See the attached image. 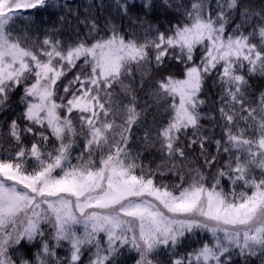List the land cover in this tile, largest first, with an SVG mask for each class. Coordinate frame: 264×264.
I'll return each instance as SVG.
<instances>
[{
	"label": "snow or ice",
	"instance_id": "obj_1",
	"mask_svg": "<svg viewBox=\"0 0 264 264\" xmlns=\"http://www.w3.org/2000/svg\"><path fill=\"white\" fill-rule=\"evenodd\" d=\"M254 79L264 0H0V264H264Z\"/></svg>",
	"mask_w": 264,
	"mask_h": 264
},
{
	"label": "trees",
	"instance_id": "obj_2",
	"mask_svg": "<svg viewBox=\"0 0 264 264\" xmlns=\"http://www.w3.org/2000/svg\"><path fill=\"white\" fill-rule=\"evenodd\" d=\"M76 3H80L82 2V0H75ZM26 15H31L33 20L35 21V26L36 27H40L41 29H43L44 27H46L48 24H50V22L52 20L55 19V15L54 14H51V10H44V9H38V10H27V12L25 13ZM199 57H200V52L197 51L196 53V60L198 61L199 60ZM171 72H174L175 74H177L178 76L181 74L182 72V66L177 64L176 62H171V66H170V69H169ZM75 71L77 70H73L72 72H69L67 74V78L64 80V83H67L68 80L72 79V76L75 74ZM215 79V76L209 78L205 84V90H204V93L202 94L204 96V98H206L209 103L203 108V111L205 112H213L215 111V106L211 103L212 100L216 99V93L218 92V89L213 85V80ZM252 84H253V87L254 89L258 92L261 88H264V80H259V79H254L252 81ZM118 90V89H117ZM19 95H20V92L18 91L16 93V95L13 96V100H18L19 98ZM21 111L20 108H17L16 109V112H19ZM152 118V114L150 113L149 114V119L151 120ZM2 119V118H0ZM10 119V117H9ZM156 119L157 120H162L163 117H161L160 115H156ZM202 123L205 125V127L209 130H212L213 129V125L211 123V121L209 120H204L202 121ZM138 131L137 129L134 128V132ZM219 128H215V133L218 137L219 135ZM140 135H142V132L139 133ZM191 133H189L190 135ZM24 143L26 145H29L30 146V143H31V140L30 139H25ZM135 146V145H133ZM8 147V142H7V137L4 136L2 141H0V159H3V158H7L6 157V154H5V148ZM51 146H49L50 148ZM80 151V148L77 147L74 151H73V156L75 157L78 152ZM209 151L211 152H214L215 151V148H214V145L209 147ZM198 153H199V149L197 148L195 151H190L188 153L189 157L192 158L195 163L197 164H201L202 162L199 161V160H196V157L198 156ZM156 158L155 159V163H159V158L157 157L156 153L153 152L151 155H148L147 153L142 157L143 159V162L145 164H148L150 160H153V158ZM73 163H75V160H73ZM155 163H153V167L155 166ZM164 181L166 183H176L178 182L177 178L172 175V174H167L165 177H164ZM125 264H132V259L131 258H128L126 261H125Z\"/></svg>",
	"mask_w": 264,
	"mask_h": 264
}]
</instances>
